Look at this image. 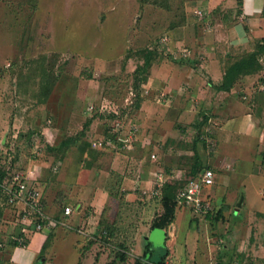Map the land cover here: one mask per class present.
I'll list each match as a JSON object with an SVG mask.
<instances>
[{"label": "rangeland", "instance_id": "obj_1", "mask_svg": "<svg viewBox=\"0 0 264 264\" xmlns=\"http://www.w3.org/2000/svg\"><path fill=\"white\" fill-rule=\"evenodd\" d=\"M205 1L0 0V169L9 166L44 184V211L60 223L40 233L39 250L51 234L43 264H113L117 251L126 260L114 264H155L154 252L164 245L162 264H264V176H254L264 174V54L252 76L234 83V92L219 90L222 79L204 74L190 86L175 81L161 87L157 79L148 84L164 61L197 70L206 60H217L223 71L253 50L250 44L221 52L224 26L216 25L217 13L211 20ZM150 48L156 56L144 69L142 50ZM42 79L52 87L48 99L39 102ZM142 102L147 107L142 109ZM212 102L214 109L222 102L250 113L263 136L224 143L214 120L198 130L196 123L210 117ZM175 103L191 110L176 127L171 128V113L169 124L161 126L164 109ZM116 123L125 132L136 127L132 150L108 143ZM197 134L213 145L205 151V163L214 171V183L202 197L212 215L227 208L212 222L176 202L172 222L153 229L164 213L162 194L123 189V176L152 171L150 178L164 173L183 184ZM66 137L77 140L63 154L49 150ZM147 137L151 145L142 165L135 156ZM82 142L90 145L83 154ZM67 205L75 210L69 225L60 218ZM6 210L0 243L22 224L14 209ZM105 225L113 227L107 239ZM1 256L8 260L0 250Z\"/></svg>", "mask_w": 264, "mask_h": 264}, {"label": "crops", "instance_id": "obj_2", "mask_svg": "<svg viewBox=\"0 0 264 264\" xmlns=\"http://www.w3.org/2000/svg\"><path fill=\"white\" fill-rule=\"evenodd\" d=\"M205 3L210 6L211 11L214 9L217 11L216 13L218 22L216 23V25L224 26L222 29V35L224 36V38H218V40H221L219 46L225 48L221 52L227 49H244L250 44L253 45L257 39L264 38V17L261 14L264 5V0H243L241 12L239 14H237V5L235 0H206ZM168 64L169 63H165V61L162 65L157 64L155 69L152 70V76H149L150 79L148 78V84H151V82L154 81L153 79H157L158 85L161 87H167L168 84H170L168 86H172L175 81H183L182 84L190 86V84L195 82L197 78H200L199 80H201L200 76H202L203 74L209 76L211 80H216L218 78L222 79L224 72V68L223 71L217 69V60H206V62L204 64H201L199 66V69L197 70H193L191 67H188L189 64L184 65V63H181L182 66L180 67H175L174 65L170 66ZM175 89H177V86L175 87ZM142 103L143 109L145 106V102ZM220 104L221 105L219 108L216 107V109H214L216 105L215 102H212L210 109L211 111H208L210 116L208 117V122L214 120L215 122H217V124H219L216 127L217 129L215 128V130L218 134V138L220 139V141H223L225 143L232 140L237 143L244 144L250 143L251 140H258V138L260 140V138L263 136V131L261 132V130H258L259 127L256 130L257 126L255 124V121L252 119L250 113L239 112L238 109H233L234 107L231 106L229 103L228 105H224L222 104V102ZM188 105L189 104L180 105L178 103H175L174 106L167 107V110L165 108V113H163V116L161 117V119H164V121L161 122V126L164 127L166 124H169V121H167L166 118L167 115L171 113L174 117L171 121V128L176 127L177 123L182 122L185 115L188 114L191 110ZM211 114L213 116H211ZM165 140L163 139V143H160L162 141V138L159 141L160 145L163 144V147L165 144ZM150 145L151 141L149 137H147L144 141H141L140 143V155L135 156L132 153V156H135L136 159L140 160L139 164L144 165L147 161L146 157H148V149ZM153 173L154 172L149 171L147 175L145 171V175H137L136 177L127 176L129 178L123 176L122 185H124V187L125 185L127 186L123 189L127 188V190H132L135 188L134 190H142V188L144 187L145 190H150L155 183V178H150L149 176ZM254 176L260 178L263 177L264 174L259 173ZM30 180L42 190V186L44 184L40 182V179L39 181H37V179L35 178ZM262 194H264V192ZM131 195H133V193H128L127 198L129 199L127 200H131L132 197H129ZM79 208L80 205H77L76 211ZM79 211H81L80 213L82 214V210H78V212ZM74 213L75 210L73 209V214ZM73 214H71L67 218H64L61 213L60 218L63 221H67L61 223L69 225L70 222H68V220L72 218L71 216ZM40 236V233H32L26 236V238L28 239L26 245L16 246L15 248L11 249L9 253L6 254V256H8L7 258L9 260V263L33 264L35 257L39 252L38 238ZM141 238H143L141 239L142 241L145 240L142 234ZM31 245L34 246L32 249H30L32 247Z\"/></svg>", "mask_w": 264, "mask_h": 264}, {"label": "trees", "instance_id": "obj_3", "mask_svg": "<svg viewBox=\"0 0 264 264\" xmlns=\"http://www.w3.org/2000/svg\"><path fill=\"white\" fill-rule=\"evenodd\" d=\"M236 1V5H237V14H239L241 12V8H242V3L243 0H235ZM217 11L214 9L210 12L211 15V20H212V15L213 13H216ZM262 16L264 17V5L261 11ZM212 24V22H211ZM253 50L247 54H244L242 56H240L239 58L233 60L232 62H230L225 68H224V72H223V76H222V81L221 83L216 86V88H218L219 90H224V91H232V89L234 88V83L241 81L242 78H245L246 76H252L255 71L258 70L259 68V57L261 55L264 54V38H260L257 39L254 44H253ZM142 54H144V69L150 65L151 61L154 59V57L156 56V50L154 48H150L147 50H142ZM196 66V65H195ZM45 76H43L44 78ZM43 80V79H42ZM51 84L48 82L47 79H44L42 84H41V92L39 93V102H44L45 100L48 99L49 97V93L51 90ZM262 87V86H261ZM262 89V88H261ZM264 90V89H262ZM37 98V99H38ZM138 107V105H136ZM208 121V117H206L204 115V118L202 119L201 123H196V127H198V130L201 129V127H203V124ZM202 124V125H201ZM29 134V133H28ZM109 134V133H108ZM31 135V132H30ZM78 137V136H77ZM77 137L71 138V137H66L64 139H62L59 142V145L57 147H49V150L52 152H61L62 154L65 152L66 148L69 147V145L71 143H74L77 140ZM113 137L114 139V135L111 134V138ZM208 138H206L205 135H203L202 137L200 136V134L196 135V138L194 139V141H192L193 143H191V149L194 152L193 155V162L191 163L189 170L187 172H185L184 176V183H176L172 180H170L169 178L165 179V182L163 184L162 187V203L164 206V213L161 215V219H159V221H157L156 223H154L153 225V229L157 228L160 229L161 226L163 225H169L172 220L175 217V207H176V192L179 188L183 187L185 185V183H187L188 181L192 180V179H196L198 177H200V175L206 170L209 169L210 167L206 166L205 163V151L208 153V150L211 149L213 147L212 143L209 142L207 143ZM79 150L80 152L83 154V152L85 151V149H87L90 145H88L85 142L79 143ZM89 151V150H87ZM93 154V152H91ZM208 156V154H207ZM211 169V168H210ZM213 171V169H212ZM12 169H10V167H6L5 169L1 168L0 169V183L6 179L7 177L10 176V174L12 173ZM214 172V171H213ZM34 184V182H32ZM34 186L37 188V190L40 193V197H41V201L43 203V207L46 208L45 205V201H44V196H43V192L42 190L36 186L34 184ZM3 201L4 198L0 193V227L2 224H6L7 222V205H3ZM227 208V205L225 207H221L215 214H210L209 212L206 213V218L210 219L212 222H215V220H218L219 216H222V212L224 209ZM62 212V211H61ZM12 215V214H11ZM162 221V222H161ZM160 222V223H158ZM159 226V227H157ZM113 227L107 226L105 225L104 231H102V237L104 238H108L111 237L113 234ZM50 235L48 234L46 236V243L43 244L39 250V252L37 253L34 263L33 264H43L44 260H45V249L47 246L48 241L50 240ZM8 237L6 238V242H1V246H0V250L2 251L3 255L7 254V251H10L11 249L15 248L16 246H20V245H26V243L28 242V239L26 237H24V235L21 233V231L19 230V227L17 228V230L14 231V233H10V235H7ZM13 236H18V237H23V241L21 243H19L18 241H16L15 239H13ZM155 250V249H153ZM167 253V247L166 245L163 246V248L160 249V252H154V261L155 264H162V259L164 258V256ZM151 254V250L149 252L145 253V257H150ZM115 257H117L119 260H121L122 262H124L126 260V255L124 252H118L116 253ZM113 259V264L116 263V259ZM6 258L1 256L0 259V264H6V262H8L9 260H7ZM80 264V263H78Z\"/></svg>", "mask_w": 264, "mask_h": 264}, {"label": "built area", "instance_id": "obj_4", "mask_svg": "<svg viewBox=\"0 0 264 264\" xmlns=\"http://www.w3.org/2000/svg\"><path fill=\"white\" fill-rule=\"evenodd\" d=\"M195 15L201 17L200 10H195ZM186 49L182 52V57L186 55ZM264 89V85L261 87ZM119 123L114 124L111 134L110 145L118 144L120 149L129 151L133 149V141L136 136V127L131 126L128 131H123ZM154 186L148 191L153 196L162 194V187L165 182L163 173L155 174ZM25 172H12L9 177L0 183V193L4 198L3 205H7L14 209L20 218L21 227L19 230L24 237L32 233H49L54 224L60 223L52 216L44 211L43 203L41 201L40 193L34 186L32 181L27 178ZM215 174L212 169H206L199 178L188 181L182 188L178 189L176 193V202L178 205L192 208L194 211L206 214L211 209L210 205L202 197L203 189L211 186L214 183ZM143 190V193H146ZM73 214L71 206H64L62 215L64 218ZM24 223V224H23ZM13 239L21 243L23 237L13 236ZM1 246V244H0Z\"/></svg>", "mask_w": 264, "mask_h": 264}, {"label": "water", "instance_id": "obj_5", "mask_svg": "<svg viewBox=\"0 0 264 264\" xmlns=\"http://www.w3.org/2000/svg\"><path fill=\"white\" fill-rule=\"evenodd\" d=\"M242 202H243V196L240 197V200L237 202L236 206H237L238 208H240L241 205H242Z\"/></svg>", "mask_w": 264, "mask_h": 264}]
</instances>
